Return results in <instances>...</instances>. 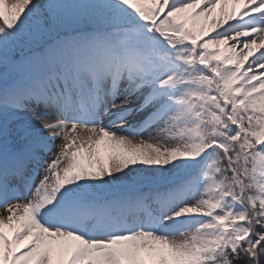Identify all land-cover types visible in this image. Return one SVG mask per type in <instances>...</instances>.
Instances as JSON below:
<instances>
[{"label": "snow or ice", "instance_id": "6c2138e0", "mask_svg": "<svg viewBox=\"0 0 264 264\" xmlns=\"http://www.w3.org/2000/svg\"><path fill=\"white\" fill-rule=\"evenodd\" d=\"M0 264H264V0H0Z\"/></svg>", "mask_w": 264, "mask_h": 264}, {"label": "rangeland", "instance_id": "374dc122", "mask_svg": "<svg viewBox=\"0 0 264 264\" xmlns=\"http://www.w3.org/2000/svg\"><path fill=\"white\" fill-rule=\"evenodd\" d=\"M57 143H59V141ZM54 151H55V149H54Z\"/></svg>", "mask_w": 264, "mask_h": 264}]
</instances>
